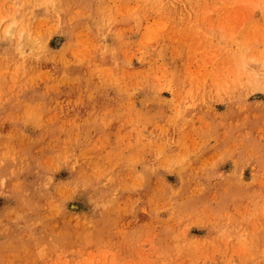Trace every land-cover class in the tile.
<instances>
[{"label": "rangeland", "instance_id": "obj_1", "mask_svg": "<svg viewBox=\"0 0 264 264\" xmlns=\"http://www.w3.org/2000/svg\"><path fill=\"white\" fill-rule=\"evenodd\" d=\"M231 1L0 0V264H264V0Z\"/></svg>", "mask_w": 264, "mask_h": 264}, {"label": "bare ground", "instance_id": "obj_2", "mask_svg": "<svg viewBox=\"0 0 264 264\" xmlns=\"http://www.w3.org/2000/svg\"><path fill=\"white\" fill-rule=\"evenodd\" d=\"M230 1H231V0H230ZM235 1L237 2L238 0H235ZM253 1H255V0H252V2H253ZM231 2H233V0H232ZM255 2H256V1H255ZM255 2H254L253 5H255ZM261 2H262V1H261ZM237 3H238V2H237ZM244 3H245V1H244ZM250 3H251V1H249V3H248V1H247L246 4H249V6H251L252 3H251V4H250ZM256 3H257V2H256ZM233 4H234V2H233ZM235 4H236V3H235ZM240 4H241V3H240ZM259 4H260V3H259ZM224 5H225V4H223V6H224ZM256 5H257V4H256ZM256 5H255V6H256ZM260 5H261V4H260ZM260 5H259V6H260ZM225 6H226V5H225ZM235 6H237V4H236ZM243 6H244V5H243ZM257 6H258V5H257ZM223 8H224V7H223ZM226 8H227V6H226ZM21 30H22V29H21ZM3 31H4V30H3ZM21 32H22V31H21ZM6 34H7V35H11V31H10L9 27H8V29L5 30V34H3V35L5 36ZM255 37H256V36H255ZM262 38H263V37H262ZM261 40H262V39H261ZM17 45H19V43H17ZM250 58H251V57H250ZM252 58H253V57H252ZM242 62H243V61H242ZM253 62H254V59H253ZM255 62H258V61H255ZM243 64H245V63L243 62ZM244 66H245V65H244ZM244 66H243V67H244ZM259 73H260V72H259ZM261 73H262V71H261ZM256 75H258V74H256ZM260 76L262 77L263 75L261 74ZM257 78H258V77H257ZM253 79H254V78H253Z\"/></svg>", "mask_w": 264, "mask_h": 264}]
</instances>
